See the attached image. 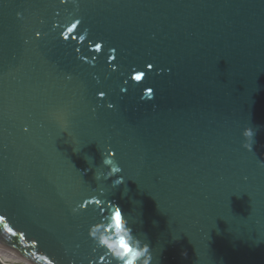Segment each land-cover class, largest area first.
Returning <instances> with one entry per match:
<instances>
[{
	"label": "water",
	"instance_id": "water-1",
	"mask_svg": "<svg viewBox=\"0 0 264 264\" xmlns=\"http://www.w3.org/2000/svg\"><path fill=\"white\" fill-rule=\"evenodd\" d=\"M117 212L152 264H264V0H0V247L128 264Z\"/></svg>",
	"mask_w": 264,
	"mask_h": 264
},
{
	"label": "clouds",
	"instance_id": "clouds-1",
	"mask_svg": "<svg viewBox=\"0 0 264 264\" xmlns=\"http://www.w3.org/2000/svg\"><path fill=\"white\" fill-rule=\"evenodd\" d=\"M243 137L245 138V147L251 150V144L248 141H251L254 137V133L250 128H245L242 132ZM106 166H110L109 169L112 173H117L120 171L119 167L114 161L104 160ZM116 227L121 228L122 232L126 230L127 235L124 239H121L119 247L125 251V260H128L129 256L134 254V259L129 260L128 264H152L151 261V250L149 246L138 236L133 234V229L130 226L132 221L129 219V216L124 217L123 221L121 220V215L119 218L115 216ZM103 244L104 241H99ZM115 255V253H113ZM119 259V257H117ZM123 264V262H121Z\"/></svg>",
	"mask_w": 264,
	"mask_h": 264
},
{
	"label": "built area",
	"instance_id": "built-area-1",
	"mask_svg": "<svg viewBox=\"0 0 264 264\" xmlns=\"http://www.w3.org/2000/svg\"><path fill=\"white\" fill-rule=\"evenodd\" d=\"M0 259H1V258H0ZM1 260H2V259H1ZM2 262H3L4 264H29V263L23 261L22 259L18 258V257L15 256V255H12V257L9 258V259H5V258H4V260H2Z\"/></svg>",
	"mask_w": 264,
	"mask_h": 264
},
{
	"label": "bare ground",
	"instance_id": "bare-ground-1",
	"mask_svg": "<svg viewBox=\"0 0 264 264\" xmlns=\"http://www.w3.org/2000/svg\"><path fill=\"white\" fill-rule=\"evenodd\" d=\"M12 255H13V252L11 250H9L6 247H0V258L2 260H4V258L9 259L12 257Z\"/></svg>",
	"mask_w": 264,
	"mask_h": 264
},
{
	"label": "snow or ice",
	"instance_id": "snow-or-ice-1",
	"mask_svg": "<svg viewBox=\"0 0 264 264\" xmlns=\"http://www.w3.org/2000/svg\"><path fill=\"white\" fill-rule=\"evenodd\" d=\"M70 31H71V29H70ZM97 48H99V45H97ZM141 78H142V77H141L140 75H136V76H135V79H136L137 81H139ZM120 215H121V214H120L119 212L116 213V217H117V218H119Z\"/></svg>",
	"mask_w": 264,
	"mask_h": 264
}]
</instances>
